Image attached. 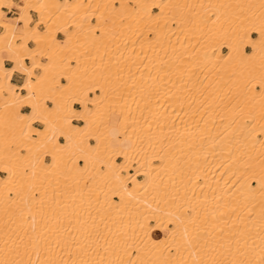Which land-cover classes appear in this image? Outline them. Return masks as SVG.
I'll use <instances>...</instances> for the list:
<instances>
[{"label": "bare ground", "instance_id": "6f19581e", "mask_svg": "<svg viewBox=\"0 0 264 264\" xmlns=\"http://www.w3.org/2000/svg\"><path fill=\"white\" fill-rule=\"evenodd\" d=\"M244 1L0 0V264H264V0Z\"/></svg>", "mask_w": 264, "mask_h": 264}, {"label": "rangeland", "instance_id": "374dc122", "mask_svg": "<svg viewBox=\"0 0 264 264\" xmlns=\"http://www.w3.org/2000/svg\"><path fill=\"white\" fill-rule=\"evenodd\" d=\"M22 0H16V4L14 5L15 7H16V11H17V13H18V11H20V9H19V7H18V3H20ZM18 2V3H17ZM247 2H250V0H245L243 3V5H247ZM120 3L119 2H116L115 3V5H119ZM241 4H242V2H241ZM222 8H224V7H221V10H223ZM155 9V8H154ZM154 9H153V13H156V11H154ZM157 10H158V8H156ZM252 9V8H251ZM251 9H249L248 10V13H250L251 12ZM17 13H15V16L17 15ZM32 13H33V20H32V22H31V24H34L35 22H37L38 20H40V17H39V15H37V13L35 12V11H32ZM108 20H110V18L108 19ZM91 21H93V22H96L97 23V18L95 17H92V19H91ZM232 26H238L239 25V21L238 20H236V19H234L231 23H230ZM39 27L41 28V29H44L45 28V23H40V25H39ZM247 27L248 28H252V25L249 23L248 25H247ZM2 27L0 26V31H2ZM74 28L73 27H71V30H73ZM114 32H118V30L117 29H114ZM58 36L59 37H62L61 35H59L58 34ZM227 40V38H225V37H223L220 41H226ZM64 43L65 44H67L68 43V40H65L64 41ZM30 45L31 46H34L35 44L33 43V42H30ZM247 50H250V48L249 49H247ZM224 51L226 52L227 51V49L226 48H224ZM6 54V56H8L7 54L8 53H5ZM42 60L43 61H46L47 59L43 56L42 57ZM28 64H31V60H29V62H28ZM36 71L39 73L41 70L39 69V68H37L36 69ZM63 81H65V79H63ZM93 95V94H92ZM22 100L25 102V100H26V96L24 97V98H22ZM22 100H20L19 102H20V104H21V107H22V105H23V103L24 102H22ZM44 100H46V101H48V100H50V98H48V97H46ZM18 105H19V103H17ZM81 123V122H80ZM40 127V126H39ZM41 127H43V126H41ZM91 137V136H90ZM60 138V137H59ZM89 140L91 141V142H95V140L91 137V138H89ZM45 149V150H44ZM44 149H42V150H40V155H42V156H40V159H42V163H43V161H44V163L43 164H45V163H49V162H52V156L50 155V151H49V149H46V148H44ZM41 151H43V152H41ZM22 152H27V150H24V149H22ZM44 159H43V158ZM46 157H49L50 158V160H45L46 159ZM74 157V156H73ZM73 157H72V159H73ZM123 159L122 158H119L118 159V161H122ZM104 168V167H103ZM29 170V168H27L26 167V170L25 171H28ZM2 170H0V172H1ZM4 172V171H3ZM133 172H135L134 171V169H132V173ZM5 173V172H4ZM2 176H5V174L4 175H2ZM140 178L141 177H143V176H139ZM65 182H67V181H65ZM117 198V197H116Z\"/></svg>", "mask_w": 264, "mask_h": 264}, {"label": "crops", "instance_id": "0c3cea01", "mask_svg": "<svg viewBox=\"0 0 264 264\" xmlns=\"http://www.w3.org/2000/svg\"><path fill=\"white\" fill-rule=\"evenodd\" d=\"M154 11H157V9L155 8ZM15 13H17L16 7H13L12 9H9L7 7H4V17L5 18H9V17L14 18L15 17ZM59 35L62 36V34H59ZM252 35L255 36L256 34L255 33H252ZM247 49H249V47ZM26 62L28 63L29 60H26ZM5 64H6V66L10 67V66L14 65V62L10 61L8 59V56H6L5 57ZM24 80H25V75L24 74H22V73H20L18 71H15L14 72V74L12 76V82L13 83L22 84L24 82ZM22 93L25 94L26 93V90H22ZM47 103L49 105H52V102L50 100H48ZM74 106L76 108H81L78 103H74ZM21 111H23V112H29V111H31V107L30 106L23 105L21 107ZM74 121L77 122V123H80L81 122V121H78V120H74ZM34 124L37 125V126H40V127L43 126V124L41 122H39V121L35 122ZM59 139L61 141L64 140L63 137H60ZM45 160H50V158L49 157H46ZM0 173H1V175H4L5 174L3 171H1Z\"/></svg>", "mask_w": 264, "mask_h": 264}]
</instances>
